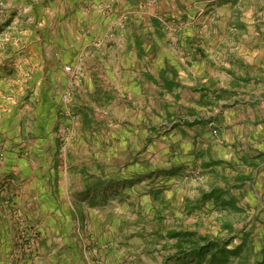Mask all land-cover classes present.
Segmentation results:
<instances>
[{
  "label": "crops",
  "instance_id": "0c3cea01",
  "mask_svg": "<svg viewBox=\"0 0 264 264\" xmlns=\"http://www.w3.org/2000/svg\"><path fill=\"white\" fill-rule=\"evenodd\" d=\"M143 1L28 0L41 9L45 32L60 29L63 40L49 46L37 37L25 58L11 59L18 75L0 78V264H66L72 208L67 189L54 184L58 125H125L127 143L164 144L166 174L193 169L205 176L202 194L219 187L221 201L237 202L229 187L256 181L264 166V78L231 68L219 74L220 54H206L209 45L193 29L201 15L169 42L161 14ZM56 18L61 25L52 24ZM49 48L61 59L50 58ZM75 50L72 62L97 103L71 111L60 66ZM255 54L226 60L252 64ZM213 176L223 185H211Z\"/></svg>",
  "mask_w": 264,
  "mask_h": 264
},
{
  "label": "rangeland",
  "instance_id": "374dc122",
  "mask_svg": "<svg viewBox=\"0 0 264 264\" xmlns=\"http://www.w3.org/2000/svg\"><path fill=\"white\" fill-rule=\"evenodd\" d=\"M143 2L161 14L160 23L169 42H174L197 21L196 15H201L193 29L200 31V44L209 45L205 47L206 54H220L215 59V71L219 74H227L226 69L231 68L236 73L256 72L257 77L264 78V0ZM32 3L0 0L1 79L7 73L18 75L20 70L11 59L18 63L25 58L37 37L49 46L60 45V29L54 36L46 33L45 17ZM190 13L196 15L189 19ZM53 23L61 25V20L56 18ZM42 32L45 33L41 35ZM228 49H235L233 56L228 55ZM46 52L50 58L61 59L58 49L49 48ZM79 53L70 51L60 66L69 77L70 85L62 99L70 104L71 111L97 103L89 93L92 84L81 81L80 65L72 62ZM254 53L252 64L226 60L251 58ZM243 84L247 89L253 83ZM69 115L75 122V115ZM57 129L56 144L52 147L54 184L67 189L68 194L63 196H69L72 208L69 240L73 244L66 246V264H198L199 259L192 255L178 256L173 246L175 239L166 237L169 231L208 236L219 240L228 250L246 242L241 255L250 248L248 264L264 260V166L252 185L229 187L237 202L233 203L234 210L223 209L219 203L202 200L201 191L208 188L204 175L193 169L183 176L166 174L161 167L167 162L163 143L149 145L141 139L127 143L123 136L125 125H58ZM210 183L222 186L223 180L213 176ZM200 261L210 264L209 254ZM233 264H237L235 260Z\"/></svg>",
  "mask_w": 264,
  "mask_h": 264
},
{
  "label": "trees",
  "instance_id": "16d2710c",
  "mask_svg": "<svg viewBox=\"0 0 264 264\" xmlns=\"http://www.w3.org/2000/svg\"><path fill=\"white\" fill-rule=\"evenodd\" d=\"M221 191L222 189L214 186L208 193H203L201 198L203 201L214 200V202L219 203L223 209L232 210V207L234 210L235 208L232 201H221L224 193ZM227 226L231 229V225ZM166 237L175 239L173 246L177 249L178 256L192 255L199 259L198 264L201 263L200 260L205 259L207 254H209L210 264L214 262L218 264H233L234 260L237 264H248L250 248L248 249L247 247L246 254L241 255L243 247L246 246V242H243V245L238 246L234 250H228L219 240H215L208 236L197 237L195 233L169 231L166 233ZM258 264H264V260Z\"/></svg>",
  "mask_w": 264,
  "mask_h": 264
},
{
  "label": "built area",
  "instance_id": "2783aa9c",
  "mask_svg": "<svg viewBox=\"0 0 264 264\" xmlns=\"http://www.w3.org/2000/svg\"><path fill=\"white\" fill-rule=\"evenodd\" d=\"M65 71H69V67H65Z\"/></svg>",
  "mask_w": 264,
  "mask_h": 264
}]
</instances>
